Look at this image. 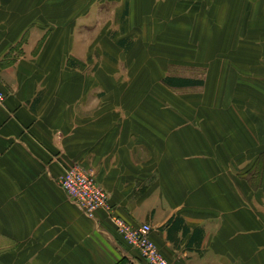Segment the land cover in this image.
Masks as SVG:
<instances>
[{
  "label": "crops",
  "instance_id": "obj_1",
  "mask_svg": "<svg viewBox=\"0 0 264 264\" xmlns=\"http://www.w3.org/2000/svg\"><path fill=\"white\" fill-rule=\"evenodd\" d=\"M147 12L140 0L114 18L127 35L137 18L141 31L147 26ZM99 22L97 16L88 25ZM3 25L0 264H148L105 212L88 219L58 186L75 163L96 178L122 221L153 228L151 240L171 264H264V134L250 121L230 132L218 119L194 133L190 105L172 92L203 90L206 80L165 78L204 82L173 88L154 78L144 103L124 97L123 83L105 68L66 67L47 77V70L63 69L54 64L63 40L27 35V16L9 31ZM92 36L73 35L78 59L92 54L102 34ZM132 46L119 42L123 53H141Z\"/></svg>",
  "mask_w": 264,
  "mask_h": 264
},
{
  "label": "rangeland",
  "instance_id": "obj_2",
  "mask_svg": "<svg viewBox=\"0 0 264 264\" xmlns=\"http://www.w3.org/2000/svg\"><path fill=\"white\" fill-rule=\"evenodd\" d=\"M4 1L10 4L3 7ZM135 1L140 0H0V20L2 30L9 31L27 16V35L38 32L47 40L53 34L58 44L63 40L66 48L57 52L54 62L63 69H49L47 77L64 75L66 67L105 68L114 83L119 79L123 83L119 90L124 97L142 98L144 103L146 83L154 78L162 84L173 75L203 79L207 84L203 90L172 92L177 100L184 99L186 109L190 105L194 133L218 119L230 132L250 121L263 136L264 0H141L149 22L141 31L142 24L135 19L126 35L124 21L114 17L120 18L126 4L133 7ZM143 8L139 6L141 14ZM97 16L100 25H88ZM76 34L87 39L102 34L84 61L73 52ZM126 39L133 46L139 44L141 53L133 57L131 51L123 53L119 42ZM120 53L126 64L117 56ZM202 117L208 121L196 122Z\"/></svg>",
  "mask_w": 264,
  "mask_h": 264
},
{
  "label": "built area",
  "instance_id": "obj_3",
  "mask_svg": "<svg viewBox=\"0 0 264 264\" xmlns=\"http://www.w3.org/2000/svg\"><path fill=\"white\" fill-rule=\"evenodd\" d=\"M6 99L0 82V108L5 105ZM57 184L66 193L69 201L88 219L95 220L99 213L105 212L125 243L137 251L148 264H171L151 240L153 228L150 225L133 227L122 221L110 204L108 193L81 165L75 163L66 169L57 179Z\"/></svg>",
  "mask_w": 264,
  "mask_h": 264
},
{
  "label": "trees",
  "instance_id": "obj_4",
  "mask_svg": "<svg viewBox=\"0 0 264 264\" xmlns=\"http://www.w3.org/2000/svg\"><path fill=\"white\" fill-rule=\"evenodd\" d=\"M164 83L167 86L173 88H194L200 87L204 84L201 80H190V79H183V78H168L164 80Z\"/></svg>",
  "mask_w": 264,
  "mask_h": 264
}]
</instances>
